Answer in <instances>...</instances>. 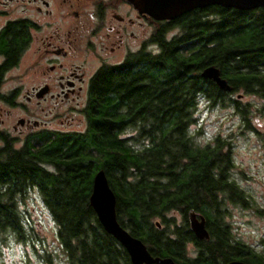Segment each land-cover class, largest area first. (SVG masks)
Segmentation results:
<instances>
[{"label":"trees","instance_id":"16d2710c","mask_svg":"<svg viewBox=\"0 0 264 264\" xmlns=\"http://www.w3.org/2000/svg\"><path fill=\"white\" fill-rule=\"evenodd\" d=\"M159 26L144 50L89 77L79 110L82 131L35 130L20 148L0 134V239L29 241L19 204L32 189L52 217L69 264H131L88 202L93 176L103 170L116 195L118 225L151 256L177 264H264V255L237 240L227 221L228 205L250 209L256 203L233 177L231 142L217 136L201 146L190 131L200 98L210 106L233 102L249 126L250 105L229 97L242 90L263 101L256 110L264 113V7L210 6ZM24 30L22 22L9 27L13 41L2 44L4 65L20 58ZM207 67L220 71L229 91L200 77ZM191 213L204 217L208 239L193 235Z\"/></svg>","mask_w":264,"mask_h":264},{"label":"rangeland","instance_id":"374dc122","mask_svg":"<svg viewBox=\"0 0 264 264\" xmlns=\"http://www.w3.org/2000/svg\"><path fill=\"white\" fill-rule=\"evenodd\" d=\"M83 52L75 53L64 62L66 65L73 62L75 65L83 66L81 72L87 80L98 68L99 61L94 54ZM46 58L42 54L26 53L19 67L7 75V87H18L22 84L24 94L27 89L30 91L32 87L47 84L52 94L58 93L57 77L64 71L56 70L52 74H44L42 70H45L43 67L46 65ZM116 59L115 55L109 56V61L114 62ZM83 86L85 87V84ZM229 97L250 105L249 126L241 122L240 116L234 110L233 102L225 101L210 106L206 100L200 98L197 110H195V122L190 127V131L197 144L201 146L211 143L217 136L231 142L232 159L236 165L232 170L233 177L248 196L256 202L254 207L264 210V113L262 110H256L261 108L263 101L257 97L245 95L242 90ZM83 102V94L76 101H60L47 96L45 101L37 103L33 99L28 104L30 111L28 118L31 122L39 123L37 130L82 131L85 127V119L79 110ZM0 107L3 111L1 119L5 121L4 125L8 128L24 117L20 109L9 110L8 113L6 112L7 107L1 103ZM28 128L29 131L34 129L31 123ZM26 130L23 129V131ZM42 203L41 197L35 190L28 191L26 198L19 205L28 230L29 241L17 242L12 236L2 237L0 239V264H69L56 238V228H54L52 217ZM255 208L243 209L228 205L230 216L227 221L232 228L231 233L237 240L264 255V212L260 214ZM169 216H172L176 223L181 221L177 212H171ZM57 249L62 250V254H55ZM190 255L192 256L193 252Z\"/></svg>","mask_w":264,"mask_h":264},{"label":"flooded vegetation","instance_id":"af4514ba","mask_svg":"<svg viewBox=\"0 0 264 264\" xmlns=\"http://www.w3.org/2000/svg\"><path fill=\"white\" fill-rule=\"evenodd\" d=\"M17 22L25 24V41L21 43L24 50L17 62L4 65L6 57L2 46L13 41V32L8 29ZM159 25V20L139 14L125 0H0V103L7 107L8 113L14 109L24 113V117L8 128L1 119L3 111L0 107V134L10 140L14 148L25 145L29 133L39 127L37 121L31 122L28 118V104L33 99L37 103L45 101L47 96L60 101H76L83 94L85 101L90 78L84 79L83 66L73 62L66 65L64 60L84 51L95 55L99 61L98 68L123 64L128 55L145 49L153 33L158 37ZM30 52L47 57L45 70H42L44 74L49 75L56 70L66 73L57 77L58 93L52 94L47 84L32 87L30 91L27 89L24 94L22 84L7 87V75L18 68L21 59ZM111 55L117 56L116 61H109ZM44 87L47 92L40 96L38 92ZM30 123L34 129L29 131ZM4 142L0 140V147ZM61 251L57 249L54 253Z\"/></svg>","mask_w":264,"mask_h":264},{"label":"water","instance_id":"95a60500","mask_svg":"<svg viewBox=\"0 0 264 264\" xmlns=\"http://www.w3.org/2000/svg\"><path fill=\"white\" fill-rule=\"evenodd\" d=\"M139 14L159 21H171L189 11L204 9L210 6L232 8L239 11H249L264 7V0H125ZM215 67H207L199 74L201 78L212 80L221 90L229 91L230 86ZM44 87L38 93L46 94ZM88 202L96 215L100 226L114 238L126 251L131 264H177L172 258L153 257L145 244L138 238L130 236L129 232L119 226L116 218V195L111 189L103 170L95 173ZM204 217L195 213L189 214L188 223L193 235L198 239H208ZM157 227L159 224L155 223ZM226 264H247L240 260H231Z\"/></svg>","mask_w":264,"mask_h":264}]
</instances>
